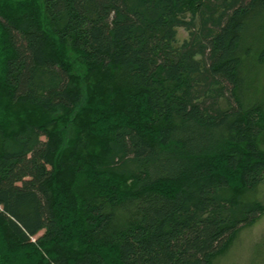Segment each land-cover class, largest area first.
I'll return each mask as SVG.
<instances>
[{"label": "trees", "instance_id": "16d2710c", "mask_svg": "<svg viewBox=\"0 0 264 264\" xmlns=\"http://www.w3.org/2000/svg\"><path fill=\"white\" fill-rule=\"evenodd\" d=\"M263 13L264 0H0V264L225 253L264 210L246 197L264 179V116L241 63ZM77 66L95 81L86 108ZM249 261L264 264V232Z\"/></svg>", "mask_w": 264, "mask_h": 264}, {"label": "rangeland", "instance_id": "374dc122", "mask_svg": "<svg viewBox=\"0 0 264 264\" xmlns=\"http://www.w3.org/2000/svg\"><path fill=\"white\" fill-rule=\"evenodd\" d=\"M187 36L186 30L177 28V43H181ZM241 47L246 101L257 105L264 116V13L260 18L250 22L248 30L243 34ZM74 75V92L80 97L78 108H86L95 81L85 76L82 66L74 68ZM261 146L264 148V145ZM246 197L253 198L264 206V179L258 185L257 190ZM263 232L264 210L252 225L241 230L230 248L211 264H251L249 261L251 246Z\"/></svg>", "mask_w": 264, "mask_h": 264}]
</instances>
